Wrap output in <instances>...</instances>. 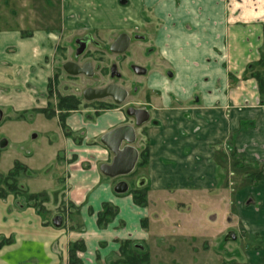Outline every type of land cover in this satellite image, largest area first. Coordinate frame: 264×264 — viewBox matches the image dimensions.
Listing matches in <instances>:
<instances>
[{
	"label": "crops",
	"instance_id": "crops-1",
	"mask_svg": "<svg viewBox=\"0 0 264 264\" xmlns=\"http://www.w3.org/2000/svg\"><path fill=\"white\" fill-rule=\"evenodd\" d=\"M129 2L59 0L56 10L54 0H0V137L12 151L9 169L25 168L21 186L46 194L42 213L12 194L0 197V238L10 239L0 247V264H68L69 245L78 241L82 264L113 261L124 240L146 245L151 259L156 238H183L179 221L195 220L203 229L211 196L221 201V217L235 212L243 238H264V180L247 175L253 164L264 167V103L256 80L243 77L264 43V0ZM147 7L158 20L153 43L161 57L142 90L149 118L134 126L133 170L109 177L100 166L112 155L100 138L130 119L120 107H51L55 51L67 36L72 43L83 35L111 40L113 28L145 25ZM23 116L48 139L29 147L22 131L18 139L7 135L6 129H21ZM145 147L147 161L140 164ZM37 171L50 179L48 187L29 185ZM121 180L127 189L119 193L114 187ZM138 189H146L144 204L133 199ZM104 203L116 213L99 226ZM245 259L251 264L252 255Z\"/></svg>",
	"mask_w": 264,
	"mask_h": 264
},
{
	"label": "rangeland",
	"instance_id": "rangeland-1",
	"mask_svg": "<svg viewBox=\"0 0 264 264\" xmlns=\"http://www.w3.org/2000/svg\"><path fill=\"white\" fill-rule=\"evenodd\" d=\"M54 1H56V10H58L59 0ZM53 7L54 5L52 3L51 8ZM147 15L153 19V17L149 15V12H147ZM157 25L158 20H154V22H150L147 27L138 29L137 31L143 34L145 40L134 42L122 56H113L106 50L99 51L98 49L94 48V46L88 45L87 49L89 52L95 51L92 60L93 65L96 63L101 64L106 72L108 65L111 63V61H114L118 64L119 71L123 76L129 77V79L135 77L134 80H140V82L144 84L146 78L143 75H137L133 73L130 65L132 64V61H140L149 69H153L154 64L160 61L161 57L159 56L157 48L153 43V33ZM95 37L97 38V42L101 43L103 48L107 46V43L110 42L111 38V36H105L103 34H96ZM64 42L67 44L64 47L62 46L57 48L55 51L57 54V57L55 55V59L57 61L53 63L51 70L49 85L50 105L51 107H58L59 100L61 98L74 96L75 98H79L78 108L82 109L86 107H92L91 103L86 102L81 97V92L85 86L92 85L93 81L85 79V77L82 76H69L67 73H64L61 68V63H63L65 60L73 58L75 59L76 57L75 49L77 46H74V42H71L70 37L67 36ZM98 59H100V62H97ZM96 73L98 75V72ZM107 80V77H105V79L102 81ZM102 84L104 83L101 82L97 85ZM126 84L130 85L129 80L126 82ZM143 89V87H140L139 91H142ZM22 120L24 121L21 123V129L18 132L13 131L15 129L11 128L6 129V134H10L11 138L18 139V135L20 134V131H22L21 137H24L22 143L24 146L29 147L35 145L44 137L48 139L47 135L38 133V129L33 127V124H31V121H29L26 116H23ZM49 125L53 127L50 133L53 132V136L55 137L58 132L55 121L50 120ZM31 133H35L37 137L32 138ZM50 133L48 136H52ZM2 143L3 142L1 141L0 137V197H5L8 194H12L14 197L21 198L23 202L28 203L29 201L19 187L21 186L20 183L23 181L24 173H20L19 176H17V179L9 180V183L4 181L6 175L13 167L9 169L10 165L12 164H10L11 158L8 156V154L11 155L12 151L9 147L4 146V143ZM243 165L245 164L243 163ZM252 170V167L247 169V171L250 172ZM34 174L35 175H32L28 178L30 182L29 185L31 187L49 186V178H44V176H41L40 171H37ZM6 184L12 186V188H15L11 190L10 186L7 187ZM220 202L217 200L216 196H211L209 206L210 209L208 213H206V221L204 222L203 229H199L195 220L189 221L185 219L183 222H178L181 224V226L180 229H177V231L180 232L179 234H182L183 238H177L176 235H173V238H171V236L167 238H156L151 244L152 248L150 250L152 255L151 259L148 260V264H247L245 259L246 254L252 255L251 264H255L257 262L264 264V238H243L245 233L240 232L239 228L237 227V223L235 221V212L232 209H230V211L227 209V212L225 211L226 215H224L226 218L224 216L221 217L222 213L224 214V212L220 211ZM224 206H227V204H224ZM201 235L208 236L209 238H197ZM183 241L189 242L190 246H193V249L190 250L186 249L185 246L183 247ZM201 241H205V247L197 248L198 246L196 244ZM227 251H230L231 254H237L236 257L230 258ZM119 255V252L115 253L114 261L119 258ZM247 259L249 258L247 257ZM109 262L104 264H109Z\"/></svg>",
	"mask_w": 264,
	"mask_h": 264
},
{
	"label": "flooded vegetation",
	"instance_id": "flooded-vegetation-1",
	"mask_svg": "<svg viewBox=\"0 0 264 264\" xmlns=\"http://www.w3.org/2000/svg\"><path fill=\"white\" fill-rule=\"evenodd\" d=\"M119 3H121L122 5H129L130 2L129 0H118ZM147 12H149V15L151 17L152 13H151V8L147 7L144 11L145 14V25H135V26H131L129 28H113L111 30V33L114 34V36L112 37V39L110 40V42L107 43V46L105 48L102 47L101 43L97 42V38H93L90 35L89 36H85L83 35L81 40L79 42H74V46L76 47V51H75V59H67L69 61H73L75 62L77 65L79 66H85V72H81L78 74H70L68 72H66L63 69V63L67 60H65L62 64H61V68L64 71V73H67L69 76H82L85 77V79H89L93 81L92 85H88L85 86V88L82 90L81 92V97L86 101L91 103V106L94 108V110H101L104 108H114V107H120L123 109L125 115L128 117V121L131 122V124L133 125L135 122V117L133 114H128V111L132 112V111H141V110H146V107L148 105V94L145 95L144 93H142V91H139L140 87H143L140 80H134L135 77L129 79V77H125L122 75V73L119 71L118 68V64L114 61H111V63L108 65V67L106 68V72L103 68V66L99 63H96L93 65V55L95 54V51H88L87 46L91 45L94 46V48L98 49L99 51L102 50H106L109 52V54H112L113 56L116 55L118 56H122L124 54V52L127 51L128 48L131 47V45L134 42L137 41H144L145 37L143 36V34L139 31H137L140 28H145L147 27V25L150 22H154L155 18L153 17V19H151L148 15ZM127 35V37L123 36V38L121 39L122 41L126 39L127 42V46L125 48L124 51H117L119 50L121 43L115 42L121 35ZM81 49V51L78 53V50ZM101 57V56H100ZM81 58V59H79ZM121 60V58H120ZM118 61V60H117ZM97 62H100V59L97 60ZM89 63V64H88ZM131 66V70L133 73L137 74V75H143L145 78L150 76V72L152 71L151 69H149L145 64H142L140 61H132ZM89 65V66H88ZM98 72V75L97 73ZM105 77H107V81H102L105 79ZM129 80L130 85H127L126 82ZM103 82L104 84L102 85H97L98 83ZM115 84L117 86L122 87L125 90V93L122 95L121 101L120 102H115V100L111 97V95H107L103 98H96V99H92V100H87L84 98L83 96V91L87 88H93V89H100V88H104L108 85H112ZM138 95V96H137ZM77 100L79 101V98H77ZM148 112V111H147ZM134 113V112H133ZM148 118H149V112H148ZM148 120V119H147Z\"/></svg>",
	"mask_w": 264,
	"mask_h": 264
},
{
	"label": "trees",
	"instance_id": "trees-1",
	"mask_svg": "<svg viewBox=\"0 0 264 264\" xmlns=\"http://www.w3.org/2000/svg\"><path fill=\"white\" fill-rule=\"evenodd\" d=\"M263 35H264V25H263ZM243 77H252L256 80L258 92L260 95L261 102L264 103V43L260 51L259 59L255 62H251L244 74ZM79 105V101L74 96L63 97L59 100L58 106L66 107V109L76 108ZM235 163H237V158L235 154ZM147 161V147L140 153V164H145ZM253 170L247 172V175L250 177L252 182H257L259 180H264V167L258 164H253ZM25 168L19 164L15 163L13 168L8 172L4 181L9 183V180L17 179L20 173H24ZM6 186H10L6 184ZM26 196L29 203L33 204L36 207L37 212H44L42 206L43 202L46 201V194H30L22 186H19ZM15 188V187H14ZM10 186V189H14ZM19 188V189H20ZM23 188V189H22ZM145 191L146 189H138L132 192L133 199L138 204L145 203ZM20 194V193H19ZM116 213V207L109 203H104L102 210L97 215V223L99 226H103L108 223L111 218ZM10 242L9 238H0V247L3 244ZM84 249L83 243L81 241L75 242L69 245L68 248V264H82L81 260L77 256V252ZM119 258L109 262V264H148L149 253L148 248L144 244H137L131 240H124L120 243L119 247Z\"/></svg>",
	"mask_w": 264,
	"mask_h": 264
},
{
	"label": "water",
	"instance_id": "water-1",
	"mask_svg": "<svg viewBox=\"0 0 264 264\" xmlns=\"http://www.w3.org/2000/svg\"><path fill=\"white\" fill-rule=\"evenodd\" d=\"M123 36L127 37V35L123 34L115 41L121 43V48L117 50L119 52L124 51L127 46L126 39L123 41L121 40ZM80 51L81 49L78 50V53ZM85 66L87 65L79 66L75 62L69 60L63 63V69L73 75L85 72ZM124 93L125 90L122 87L112 84L100 89L87 88L83 91V96L87 100H92L111 95L115 102L118 103L121 101L122 95ZM128 114H133L135 117V122L133 125L123 124L117 126L109 132L103 134L100 138V142L109 150L112 155L110 163H104L100 166L101 172L109 177L124 176L129 174L133 170L138 158V151L133 146L135 141L134 126L139 127L142 123L147 121L148 112L146 110L132 112L128 111ZM142 184H144L143 179L137 182V186H141ZM126 189L127 184L123 180L117 182L114 187V190L119 193L125 191ZM61 219L62 218L60 215L55 216L53 219V224L56 226L60 225Z\"/></svg>",
	"mask_w": 264,
	"mask_h": 264
}]
</instances>
